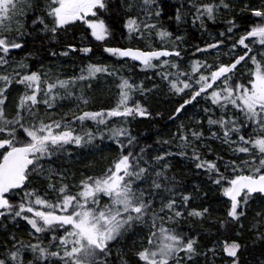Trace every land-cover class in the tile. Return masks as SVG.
Returning a JSON list of instances; mask_svg holds the SVG:
<instances>
[{"label":"snow or ice","instance_id":"1","mask_svg":"<svg viewBox=\"0 0 264 264\" xmlns=\"http://www.w3.org/2000/svg\"><path fill=\"white\" fill-rule=\"evenodd\" d=\"M167 7L0 0V264H247L248 237L264 246V0ZM183 26L209 39L189 48ZM98 42L113 64L92 61ZM71 56L88 62L66 75ZM101 81L115 100L93 109ZM161 85L180 97L175 127L142 142L134 122L153 114L138 97Z\"/></svg>","mask_w":264,"mask_h":264},{"label":"trees","instance_id":"2","mask_svg":"<svg viewBox=\"0 0 264 264\" xmlns=\"http://www.w3.org/2000/svg\"><path fill=\"white\" fill-rule=\"evenodd\" d=\"M165 3L168 5L166 8V12L171 13L177 4V0H165ZM169 22L165 18V24L167 25ZM223 29V23H217L215 26L212 27L211 31L213 34ZM84 26L78 25L76 28L72 29L68 34H65L61 37L62 43L60 45H52L53 50H58L63 47V42H67L72 35H75L77 38L84 34ZM182 32L186 34V39L188 41V47L191 48L193 44L200 43L201 41H205L209 39V36L206 34H201L197 29L183 26L181 29ZM117 35H119V31L117 30ZM42 39L39 36L34 38H30V40H34V42L30 43L28 48L29 50L36 52L40 51L41 55H47V44H41L39 41ZM75 42H78L75 41ZM120 43H126V41H119ZM115 43V42H114ZM98 55L95 58H92V61H97V57H100L102 53V48L98 43L94 45V53ZM76 63H80L83 61V57L81 56H74ZM64 61V67L66 65L70 66V63L65 62V58H61ZM87 63L88 60L85 59L83 61ZM66 63V64H65ZM107 64H110L108 60L106 61ZM126 75L134 76L135 79L138 78V81L143 80L146 87L152 86V80H156L157 78L152 76V73L149 72L147 75L152 79L149 80L146 78L144 73L139 72L138 69L132 70L131 72H126ZM159 83V81H157ZM104 83V82H103ZM108 86L110 84H102L100 87L93 90L92 97H93V104L94 105H101L102 107L111 106L112 103L107 104L108 100ZM141 102H144L149 107V110L152 112V117L150 118H140L137 122H134V133L138 135L139 139L142 142L155 144L156 140L160 139L161 136L167 137L171 131L174 130V123L169 119V116L173 114L174 109L178 106L180 102V97L170 95L166 88L163 85L160 86V89L155 92L154 95H149L145 100L143 97H138ZM92 108V107H91ZM97 108V107H95ZM105 155H111L110 153H105ZM95 160L99 161V164L107 163L106 160H102L99 155L95 157ZM99 164L97 166H99ZM82 166V165H81ZM180 170L185 174L184 179L188 185H191L194 182H198L199 177H196L190 166L181 165ZM218 197L213 194L209 193V203L213 204L218 211L214 212L213 219L217 216L223 217L224 211L222 206L218 203ZM211 227L212 233L215 235L217 233V228L219 225ZM220 232L223 233L224 236L231 235V230L225 231L224 229H220ZM223 238V237H221ZM249 248L245 251L244 259L247 261V264H260L261 261H264V246L260 244H256L252 246L251 244V237H248ZM226 264V262H225Z\"/></svg>","mask_w":264,"mask_h":264},{"label":"rangeland","instance_id":"3","mask_svg":"<svg viewBox=\"0 0 264 264\" xmlns=\"http://www.w3.org/2000/svg\"><path fill=\"white\" fill-rule=\"evenodd\" d=\"M98 55V52L97 53H94L91 57L92 58H95L96 56ZM100 57H97V61H103L104 63H106V61L108 60V62L110 63L109 65H111V64H113L115 61L112 59V58H110L107 54H105V53H103V51H102V53H101V55H99ZM66 60H65V62L66 63H70L69 65L70 66H68V65H66L65 67H64V69H65V74L66 75H70L72 72H73V70L74 69H76V68H78V66L80 65V64H86V63H84L83 61L85 60V58L83 59V61L82 62H80V63H76V61H75V58H74V56H71V57H69V58H65ZM96 62V61H95ZM65 63V64H66ZM140 77V75H138V78ZM138 78H136V80L138 81ZM102 84H104L103 83V81H101V83H100V86L102 85ZM99 86V87H100ZM96 88H98V87H95L94 86V89H96ZM109 88H111L112 89V91H109L108 89ZM108 92H109V95H108V102H107V104H109V103H113L114 102V100H115V88H114V85H112V84H110V86H108ZM90 107H92L93 109H100L101 108V105H94V104H91L90 105ZM95 107H97V108H95ZM218 264H219V262H218Z\"/></svg>","mask_w":264,"mask_h":264}]
</instances>
